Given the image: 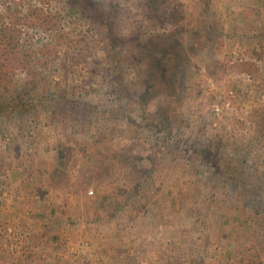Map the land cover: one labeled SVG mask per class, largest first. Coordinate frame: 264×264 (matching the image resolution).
<instances>
[{"label": "rangeland", "instance_id": "1", "mask_svg": "<svg viewBox=\"0 0 264 264\" xmlns=\"http://www.w3.org/2000/svg\"><path fill=\"white\" fill-rule=\"evenodd\" d=\"M35 1L3 0L0 22L18 23L21 48L60 37L65 48L67 39H74L56 62L44 65V74L77 100L119 116L116 109L128 99L122 102L118 87L106 85L109 62L98 64L96 57L104 54L86 20L64 9L62 0H37L49 16L61 18L50 31L34 27L26 17ZM98 1L106 11L115 9L117 33L137 53L142 50L141 57L150 54L148 40L167 30L165 39L182 43L188 56L174 74L178 94L150 103L146 117L136 103L128 104L125 114L136 124L121 122L116 140L98 139L107 130L101 114L85 127L79 102L62 109L65 117L60 110V120L52 119L48 108L39 116L31 112L25 122L20 115L0 117V264H264V136L254 130L256 119L264 130V0H212L209 6L202 0H169L181 25L174 32L154 14L142 15L145 0ZM136 27L141 37L132 35ZM196 29H206L209 40L199 38ZM137 37L144 47L133 42ZM153 52L157 55V48ZM13 73L24 76L18 69ZM127 88L138 101L144 88ZM165 102L176 117L167 136L155 121ZM208 147L221 159L238 157L252 180L263 185L252 203L245 198L237 208L220 204L232 197V188L223 187L216 170L199 156ZM59 150L66 164L56 174ZM124 176L134 186L121 212L123 227L89 220L85 209L112 204ZM112 179L119 182L107 185ZM257 223L262 224L255 230Z\"/></svg>", "mask_w": 264, "mask_h": 264}, {"label": "trees", "instance_id": "2", "mask_svg": "<svg viewBox=\"0 0 264 264\" xmlns=\"http://www.w3.org/2000/svg\"><path fill=\"white\" fill-rule=\"evenodd\" d=\"M62 1L64 2V9L68 11L72 10L79 19L86 20L89 26L88 31L92 33L94 37L98 38L99 46H101L99 50L104 54V58L96 57V59L99 60L98 64L106 61L109 62V67H104L106 69V85L111 87L116 85L118 87L122 102L128 99V104L136 103L146 117L145 108L150 103H153L159 97L167 99L171 94H178L180 83L178 78L175 79L174 74L182 68V64L187 59L188 55L179 40L169 39L168 41V38L165 39V35L171 31L167 30L160 36L155 35L153 36L154 38L151 37L148 40L149 46L147 48L149 53L151 47L150 54L148 58L141 57L142 54L140 53L142 50L137 53L136 49H132L128 44L127 38L117 33V22L114 20L115 9L106 11L104 5L98 0ZM1 2H3V0H0V4ZM145 2L146 4L142 8V15H144V17L151 18L154 14V16H157L160 24H171L172 32L179 31L178 28L181 27L178 22L179 18L178 15L174 13L175 10L169 8V0H145ZM211 2L212 0H202L205 6H209ZM27 11H31V14L26 17V20L28 18L29 20L32 19L34 27L36 25L42 26L48 31L54 29L59 18H61L59 14L52 15L51 13V16H49V10H45V5L44 7H39L38 2ZM241 16L247 21L249 13L243 11ZM2 20L3 21L0 22V48L3 49L2 51L5 54H2V51H0V117L10 118L12 115H20V119L25 122L26 116L31 112L34 113V116H39L41 109L48 108L51 111L50 115L52 119L60 120L56 118L60 110L61 115L65 117L66 115L62 109H65L66 105H71L73 108L74 104V108H76V104L79 102L82 107V119L86 128L90 129L89 124H93L99 117V114H101L103 121L106 123L107 130L103 132L102 137L98 138L100 141L116 140L117 134L115 130L121 122H124V126L126 127H133L134 123L136 124V121L131 118V113L128 115L125 114L124 109H127V103L123 106L120 105L123 109H116L119 116H112L114 113L113 110H111L108 115H104L98 109L97 105L89 104L83 100H77L70 92L58 89V87H63L59 81L56 82L52 80V78L46 77L43 70L44 65L47 67L56 62L59 58V53L65 51L69 44L74 42V39H67L68 44L65 48V40L61 37L55 38L48 45L32 43L29 48L25 46L21 48L16 37V34L19 33L16 25L18 23H7L6 19ZM167 27L168 26H165L163 30L167 29ZM250 29L255 30L256 27L250 24ZM195 32L199 38L209 40L208 37L210 33H208L206 29L205 31L196 29ZM139 33V27H136L132 35L141 37ZM50 39L52 40L53 37ZM198 41L203 42L201 40ZM133 42L140 47H144L141 38H134ZM153 48H157V55L153 52ZM11 49H16L18 51L16 56H11ZM122 49H125V51H122ZM151 55L152 59H150ZM18 56H20L21 59ZM48 60H50V63ZM46 62L48 63L46 64ZM7 67H10V69ZM14 69L20 70L24 76L18 79L17 75L13 73ZM131 84L136 85V87L144 88L143 92L138 95V101H135L128 93L127 85ZM106 85L104 86L106 87ZM19 87L23 88L20 89ZM166 104L165 102L164 105L161 106L160 111L155 115V121L157 122V126H160L167 136L170 135L172 129H174L176 117L170 114ZM262 126L263 123L256 119L254 130L257 127V132H263L262 136H264ZM139 128L140 127L137 129ZM178 141H180V139H178ZM93 156H95L96 159H101L102 155L101 153L94 152ZM199 156L208 161L212 166L211 168L216 170L215 174L222 181L223 187L229 185L232 188V197H223L220 199V204L223 207L235 206L237 208L241 205V203H239L240 201H243L245 198L250 199L255 193H257L255 197H257L260 191L259 189L261 188L262 190L263 185L252 180L251 175H248L241 162H239L240 160H238V157L231 155L221 159L210 147L200 151ZM58 160L59 167L55 170L56 174L59 173L66 164L64 162L65 156L62 150H59ZM125 178L124 176L122 181H120V186L117 187L118 184L116 185L118 193L112 204L105 205L103 203L100 208L94 210L92 208H84L85 214L91 216L89 220L96 222L101 218L105 219L107 222L112 220L119 223L120 228L123 227L126 218L121 215V212L127 206L128 202L126 201V196L134 186V184L130 185L131 183ZM118 182V180L112 179L106 182V184L115 185ZM142 191L137 192L138 196L143 195ZM255 197L251 198L249 202L252 203ZM245 208L249 209L248 206H245ZM261 224L262 223H257L253 225V228L256 230Z\"/></svg>", "mask_w": 264, "mask_h": 264}]
</instances>
